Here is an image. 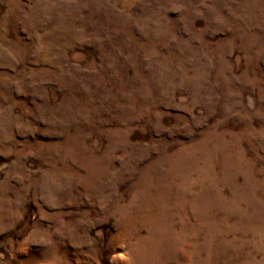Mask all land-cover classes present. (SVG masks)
Segmentation results:
<instances>
[{"label": "rangeland", "instance_id": "1", "mask_svg": "<svg viewBox=\"0 0 264 264\" xmlns=\"http://www.w3.org/2000/svg\"><path fill=\"white\" fill-rule=\"evenodd\" d=\"M0 264H264V0H0Z\"/></svg>", "mask_w": 264, "mask_h": 264}]
</instances>
